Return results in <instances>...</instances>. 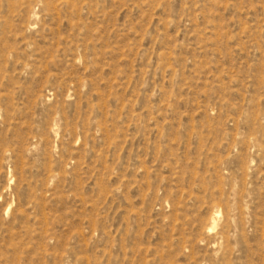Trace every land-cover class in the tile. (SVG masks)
I'll list each match as a JSON object with an SVG mask.
<instances>
[{
    "label": "rangeland",
    "instance_id": "1",
    "mask_svg": "<svg viewBox=\"0 0 264 264\" xmlns=\"http://www.w3.org/2000/svg\"><path fill=\"white\" fill-rule=\"evenodd\" d=\"M0 264H264V0H0Z\"/></svg>",
    "mask_w": 264,
    "mask_h": 264
}]
</instances>
